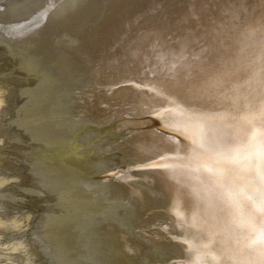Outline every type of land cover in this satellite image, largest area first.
Returning a JSON list of instances; mask_svg holds the SVG:
<instances>
[{"label": "bare ground", "instance_id": "1", "mask_svg": "<svg viewBox=\"0 0 264 264\" xmlns=\"http://www.w3.org/2000/svg\"><path fill=\"white\" fill-rule=\"evenodd\" d=\"M0 48L28 81L15 88L9 109L0 89V120L9 118V136L35 151L26 179L13 176L0 188L26 187L29 214L40 193L53 204L31 215L30 257L42 264H187L196 256L201 264H255L259 246L248 247V230L210 190L209 175L184 167L178 157L190 141L173 125L177 105L258 110L264 0H1ZM230 123L241 136L251 132ZM18 187L9 197L24 194ZM234 191L243 216L259 222L252 202Z\"/></svg>", "mask_w": 264, "mask_h": 264}, {"label": "snow or ice", "instance_id": "2", "mask_svg": "<svg viewBox=\"0 0 264 264\" xmlns=\"http://www.w3.org/2000/svg\"><path fill=\"white\" fill-rule=\"evenodd\" d=\"M236 103L233 101L234 105ZM175 111L179 119L173 130L190 141L188 154L178 158L188 161L184 167L195 172L202 170L209 175L212 181L210 190L221 203L235 210L236 216L240 217L238 226L248 230L251 237L248 247L259 246L255 264H264V93L258 110L243 114L232 111L208 113L180 105ZM231 120L237 124L243 122L251 132L241 136L240 129L230 123ZM210 126H215L211 136ZM228 129H235L234 134L230 136ZM170 171L176 175L175 168ZM236 187L240 189V196L252 202L256 213H259V222L255 214L243 216L242 201L234 191ZM177 215L182 223L185 222L183 213L178 212ZM183 243L188 245L189 255L193 256L197 250L192 241ZM187 264H201V259L196 256Z\"/></svg>", "mask_w": 264, "mask_h": 264}, {"label": "rangeland", "instance_id": "3", "mask_svg": "<svg viewBox=\"0 0 264 264\" xmlns=\"http://www.w3.org/2000/svg\"><path fill=\"white\" fill-rule=\"evenodd\" d=\"M0 2H1V0H0ZM1 49V48H0ZM3 55V56H2ZM5 55V56H4ZM0 89L1 88H3V90H4V93H5V95L6 96H4V99H3V103H4V108L6 109H9V107L11 106V104H12V99H14L15 100V98H16V93H14L15 91H16V89H18V87H19V84H25V82L27 83L28 81H27V79H25V76L23 75V74H21L18 70H17V66H15L14 67V64H13V62H9L10 60H9V58L7 59L6 57H8L6 54H5V52H4V50H0ZM3 57H4V59L6 60H4L3 59ZM4 60V61H3ZM7 63V64H6ZM12 65V66H11ZM3 68H5V69H3ZM9 68V69H8ZM16 69V70H15ZM17 73V74H16ZM3 74V75H2ZM20 75V76H19ZM5 76V77H4ZM19 77H21V79L19 78ZM4 78V79H3ZM18 78V79H17ZM23 78V79H22ZM3 80V81H2ZM6 80H7V82H6ZM15 81V82H14ZM23 81V82H22ZM10 82H11V84H10ZM2 83V84H1ZM7 83V85H3V84H6ZM6 88H5V87ZM18 86V87H17ZM7 87H8V89H11V91L10 90H8L7 89ZM12 87V88H11ZM16 88V89H15ZM7 90V91H6ZM8 92H10L11 93V95L8 93ZM13 93V94H12ZM10 97H12V98H10ZM9 98V99H8ZM5 104H7L6 106H5ZM8 104H9V106H8ZM5 120V121H4ZM3 120V118H1V120L0 121H2V122H0V138H2V137H4V140L2 141V143H0V145H2V146H0L1 148H0V162H3L4 161V163H5V166L3 167L2 165H0V186H1V188H2V186H3V184H4V186H9V184L10 183H8V182H10L11 180H14V178L16 177V181H22V180H24V178L26 179V177L25 176H28V174H29V170H27V167H25V166H27V163L29 162L27 159H29V158H31V156L33 157L35 154V151H29V150H26V148H27V145H25V143L24 142H19V141H17V138L15 137V136H9V133H10V131L13 129V126L9 123V118L8 119H4ZM10 124V125H9ZM4 128V129H3ZM7 130H6V129ZM4 130V132L3 131H1V130ZM10 130V131H9ZM17 131V130H16ZM7 132V133H6ZM2 134V135H1ZM8 135V136H7ZM7 137V139H6V137ZM10 139V140H9ZM13 141H15V142H13ZM4 142V143H3ZM5 144V145H4ZM20 144V145H19ZM7 147V148H6ZM22 148H23V151H22ZM11 149V150H10ZM15 150V151H14ZM17 151V152H16ZM20 151V152H19ZM25 151V152H24ZM26 151L28 152V154L26 153ZM2 152V153H1ZM4 152V153H3ZM9 153V154H8ZM2 154V155H1ZM5 154H7V155H5ZM34 154V155H33ZM13 155V156H12ZM26 156H27V158H26ZM28 156H29V158H28ZM7 157H9V158H7ZM11 157V158H10ZM6 158H7V160L8 159H10V160H6ZM20 158V159H19ZM15 159H17L18 161H16ZM11 160H12V162L14 161V163H12L11 162ZM22 160H24V163H22V165H19V164H21V162H23ZM27 160V161H26ZM10 161V162H9ZM18 163V164H17ZM12 165H13V167H12ZM7 166V167H6ZM9 166V167H8ZM2 167V168H1ZM6 167V168H5ZM2 169V170H1ZM11 169H13V170H11ZM22 169H23V171H22ZM25 169V170H24ZM14 171V172H13ZM15 171H17V173L15 172ZM4 172V173H3ZM11 173V174H7V173ZM20 172V173H19ZM27 172V173H26ZM7 175H6V174ZM2 174H4V175H2ZM13 174V175H12ZM20 174V176H18L17 177V175H19ZM4 178H3V177ZM9 176V177H8ZM10 176H12V178L10 177ZM13 176H15V177H13ZM24 177V178H23ZM3 178V179H2ZM7 178V179H6ZM8 178H10V179H8ZM23 178V179H22ZM6 179V180H5ZM3 180H5V181H3ZM2 181V182H1ZM8 181V182H7ZM18 182H16V183H18ZM3 186V187H4ZM18 186H14V185H12L11 187H8V188H4L5 190H3L4 192H6V195L4 194V192L2 191V189L0 188V203L2 204H0L1 206H0V220H1V223H0V244H2V245H0V259H1V257H3V256H5V257H3L2 258V260H0V264L3 262V264H8V263H10V264H17V262H19V264H28V263H26V262H24V261H26L27 259H29L30 258V260H27L28 262H29V264H42V260L40 261L39 259H37V258H35V257H33V256H31L30 257V255H32L31 253V250H29L30 248H32V246H30V245H28L27 246V243H29V244H31V237H32V235H33V223H34V221H31L30 222V219L32 218L31 217V215L32 214H36V213H39V208H41V207H45V206H52L53 204L52 203H50V202H48V204H50V205H48L47 203H45V202H42V198H44L43 196V194L42 193H40L41 195H40V200L41 201H39V202H37V201H34L35 202V206H34V209H32L31 210V214H29V210L30 209H28V208H31L30 207V205L31 206H33L30 202H28L27 201V192H25V188L26 187H23V186H19L18 187V190H17V192H19V193H24L23 195H20L21 196V198H20V196H16V197H14V199L11 197V199H9L10 197H9V191H13V190H15L16 188H17ZM20 187H22V188H20ZM10 188L12 189V190H10ZM24 188V189H23ZM22 189V190H21ZM5 195H3V194ZM9 193V194H8ZM24 195H26V197L24 196ZM39 196V195H38ZM18 197H19V199H18ZM33 197V196H32ZM6 198V199H5ZM15 198H16V200H15ZM24 198V199H23ZM13 199V200H12ZM20 201L21 199L23 200V201H18V200ZM15 200V201H14ZM5 201V202H4ZM8 201L9 202H11L10 204L8 203ZM14 201V202H13ZM7 202V203H6ZM19 202V203H18ZM33 202V203H34ZM7 204V205H3V204ZM12 203H13V205H12ZM28 203V204H27ZM42 203V205H41V207L39 206L40 204ZM14 204H16V205H14ZM11 205V206H10ZM7 206V207H6ZM10 206V207H9ZM12 206H14V207H12ZM16 206V207H15ZM38 207V208H37ZM6 208V209H5ZM14 208V209H13ZM19 208H21V211L19 210ZM25 209V210H24ZM10 210V211H9ZM13 210V211H12ZM23 210V211H22ZM5 211H9V213H11V215L12 216H10V215H7L8 213L6 212L5 213ZM24 211H27L26 213H25V215H23V213H24ZM2 212H4L5 214H2ZM15 212V213H14ZM16 212H17V214L19 213V215H16ZM22 212V213H21ZM33 212V213H32ZM13 213V214H12ZM27 214H29L30 216H29V219H26L25 218V216L27 215ZM4 215V216H3ZM14 215V216H13ZM23 215V216H22ZM8 216H10V217H8ZM33 216V215H32ZM5 217V218H4ZM13 217H19V219H20V217H21V219H20V221L19 220H16V218H13ZM8 218V219H7ZM12 218V219H11ZM22 218H24V219H22ZM4 219V222L2 221ZM7 219V220H6ZM9 219H11L10 221H9ZM18 219V218H17ZM14 220H15V222H14ZM21 220H22V223H21ZM6 221H8V222H6ZM18 221H19V223H18ZM24 221V222H23ZM10 222H11V224H10ZM6 223V224H5ZM14 223H16V224H14ZM25 225H24V224ZM27 223V224H26ZM30 223H31V226H30ZM29 224V225H28ZM11 226L13 229H14V231L13 232H9V231H7V230H5V228H4V226ZM18 225V226H17ZM21 225V226H20ZM27 225V226H26ZM24 229H23V228ZM26 227V228H25ZM30 227V228H29ZM19 228L21 229V231L19 230ZM28 228V229H27ZM23 229V230H22ZM30 230V231H29ZM28 232H30L29 234H28ZM24 234V235H23ZM27 236V237H26ZM21 237H23L25 240H23V238L21 239ZM30 239H29V238ZM28 239V242L26 241ZM15 241H20V242H22V243H24V244H26L25 245V247L24 248H27L26 250H24V248L23 249H21V247H19V248H17L16 250H10V249H6V248H12L13 246H12V244L15 242ZM27 243H26V242ZM32 244H33V242H32ZM4 248V249H3ZM21 249V250H20ZM28 250H29V252H28ZM9 251V252H8ZM17 251H20V252H17ZM22 251H23V253L25 252V254H27V257H24L25 256V254H23L22 253ZM27 251V252H26ZM11 252H13V253H11ZM9 255H8V254ZM24 255L23 257H22V254ZM6 254V255H5ZM15 254H16V256H15ZM17 254H18V256H17ZM30 254V255H29ZM11 255H13V256H11ZM9 256V257H8ZM28 256H29V258H28ZM7 257V258H6ZM11 258H14V260L12 259L11 260ZM17 258H18V260H17ZM26 258V259H25ZM9 259H10V261H9ZM33 259V260H32ZM35 259H37V260H35ZM15 260H17V261H15ZM2 261V262H1ZM23 261V262H22ZM33 261V262H32ZM38 262V263H37ZM45 262H43V264H44Z\"/></svg>", "mask_w": 264, "mask_h": 264}, {"label": "water", "instance_id": "4", "mask_svg": "<svg viewBox=\"0 0 264 264\" xmlns=\"http://www.w3.org/2000/svg\"><path fill=\"white\" fill-rule=\"evenodd\" d=\"M136 169V168H135ZM139 169V168H138ZM122 170V169H121ZM110 176V174L107 175V177ZM179 261L178 260H175V259H169V260H166L164 263L162 264H176L178 263Z\"/></svg>", "mask_w": 264, "mask_h": 264}]
</instances>
